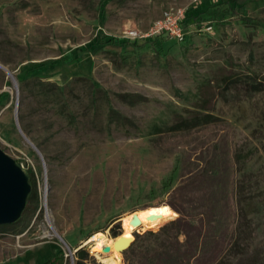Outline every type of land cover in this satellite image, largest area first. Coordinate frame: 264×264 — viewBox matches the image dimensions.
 <instances>
[{"label": "rangeland", "instance_id": "rangeland-1", "mask_svg": "<svg viewBox=\"0 0 264 264\" xmlns=\"http://www.w3.org/2000/svg\"><path fill=\"white\" fill-rule=\"evenodd\" d=\"M178 8L186 12L184 43L160 35L141 47L90 46L126 28L147 31ZM80 47L87 51L79 60L62 61ZM230 69L264 74V0H0V94H8L0 145L35 192L34 210L0 231V264H43L60 249L65 264H76L89 235L115 239L119 218L168 201L166 185L180 182L178 153L169 150L176 136L156 140L151 127L187 106L200 81ZM125 94L145 99L129 103ZM213 112L231 128L236 199L242 193L252 205L262 246L264 92L219 94Z\"/></svg>", "mask_w": 264, "mask_h": 264}, {"label": "trees", "instance_id": "trees-1", "mask_svg": "<svg viewBox=\"0 0 264 264\" xmlns=\"http://www.w3.org/2000/svg\"><path fill=\"white\" fill-rule=\"evenodd\" d=\"M108 45L141 47L145 44L143 39L101 35L90 46ZM79 51L87 49L80 47L78 52L66 55L62 61L72 63L79 60L82 56ZM238 87L264 92V74L259 69H252L249 73L232 69L221 71L199 82L196 91L186 96L187 106L181 110L172 109L166 119L151 127L156 140L176 136V140L172 139L176 142L169 150L178 153L175 173L179 172L180 182L175 187L171 183L166 185L169 199L164 204L170 205L178 215L158 231L136 233V239L123 252L125 264H264V243L262 246L255 244L256 227L249 217L254 209L242 193L238 201L235 195L237 157L231 128L213 112L219 94ZM6 96L7 93L0 94V105ZM121 97L129 103L145 99L130 94ZM113 113L119 118L114 109ZM34 198L32 190L23 216L14 224L0 225V231L12 229L34 210ZM77 249L76 264H104L86 247ZM43 264H65L64 251L57 250Z\"/></svg>", "mask_w": 264, "mask_h": 264}, {"label": "water", "instance_id": "water-1", "mask_svg": "<svg viewBox=\"0 0 264 264\" xmlns=\"http://www.w3.org/2000/svg\"><path fill=\"white\" fill-rule=\"evenodd\" d=\"M31 192L32 183L29 174L0 145V225L14 224L23 216ZM138 211L132 212L133 217L130 220V224L135 227L142 225V220L137 213ZM161 216L160 214L154 213L148 218L152 221ZM117 222H121L123 232L115 238L114 246L123 253L131 246L136 237L134 236L131 242L121 237L125 230L123 217L119 218ZM91 237L81 247L89 246L92 249L93 242H87ZM111 251V245H107L103 249L104 253H111ZM93 253L97 256L96 251H93Z\"/></svg>", "mask_w": 264, "mask_h": 264}, {"label": "bare ground", "instance_id": "bare-ground-1", "mask_svg": "<svg viewBox=\"0 0 264 264\" xmlns=\"http://www.w3.org/2000/svg\"><path fill=\"white\" fill-rule=\"evenodd\" d=\"M138 215L140 216L142 220V225L139 227H146V228H153L157 227L163 222H166V220H169L171 218H175L178 213L167 204H163L160 206H153L148 209H142L139 210ZM160 214L161 217L150 220L148 217L151 214ZM133 217V213H130L126 216H123L124 221V234L121 237H124L128 240V242H131V240L134 239L133 231L137 229V227L130 224V220ZM93 242V251H96L99 255H101V259L105 264H121L122 263V253L120 250H117L114 246V243L116 239H112L108 237L103 232H97L92 235V237L87 242ZM111 245L112 251L111 253H104L103 249L105 246Z\"/></svg>", "mask_w": 264, "mask_h": 264}, {"label": "built area", "instance_id": "built-area-1", "mask_svg": "<svg viewBox=\"0 0 264 264\" xmlns=\"http://www.w3.org/2000/svg\"><path fill=\"white\" fill-rule=\"evenodd\" d=\"M186 12L182 8L169 9L157 19L147 31L136 28H126L122 31L121 37L126 39H147L164 35L172 42L184 43L187 41V30L184 25ZM208 31L213 30L211 24L207 25Z\"/></svg>", "mask_w": 264, "mask_h": 264}]
</instances>
